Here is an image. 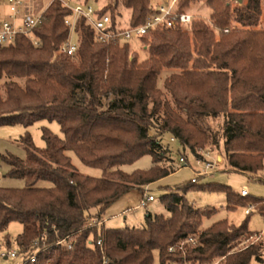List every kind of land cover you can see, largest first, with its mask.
Segmentation results:
<instances>
[{"label":"trees","instance_id":"obj_1","mask_svg":"<svg viewBox=\"0 0 264 264\" xmlns=\"http://www.w3.org/2000/svg\"><path fill=\"white\" fill-rule=\"evenodd\" d=\"M194 1L179 0L178 8L187 12ZM206 4L218 36L199 19L190 26L193 44L179 26L158 29L139 38L147 43L143 63L136 54L130 61L128 43H97L84 18L75 28L77 55L59 54L70 36L65 20L72 12L57 0L35 31L40 47L24 36L0 46V80H5L0 127L56 121L64 135L44 129L46 146L39 149L27 133L21 139L25 159L1 156L10 167L9 177L26 182L22 189L0 187V233L11 223L23 225L15 242L24 264H156L157 258L159 264H214L219 259L222 264L264 263V243L247 244L257 236L249 230V218L239 226L223 220L203 230L204 220L217 210L197 208L186 198L195 189L224 193L228 209L255 208L264 214V198L243 197L223 185L190 181L170 191L161 197L169 214L148 213L142 228H86L88 221L104 219L131 191L177 171L170 146L162 142L167 134L185 158L187 153L201 157L199 150L208 144L221 150L231 171L250 179L264 171L262 0H247L234 9L231 0ZM120 7L131 11L127 23L132 28L154 13L152 0H114L99 15L109 14L115 28ZM166 69L180 71L164 83L174 108L158 89ZM218 119L224 121L222 131L212 128ZM68 152L102 176L77 172ZM145 156L153 159L151 169L132 174L121 169ZM40 181L52 187H37ZM67 236L75 239L71 250L54 245ZM190 237L196 244L180 250ZM100 239L104 251L97 246ZM172 247L176 251L170 252ZM36 248L40 252L31 262Z\"/></svg>","mask_w":264,"mask_h":264},{"label":"rangeland","instance_id":"obj_2","mask_svg":"<svg viewBox=\"0 0 264 264\" xmlns=\"http://www.w3.org/2000/svg\"><path fill=\"white\" fill-rule=\"evenodd\" d=\"M114 0H74V4H82V5H90L96 11H100L103 8L107 7ZM171 1V0H169ZM232 7L233 9L236 7H241L246 4L247 0H243L242 4H239L233 0ZM47 3V2H46ZM153 5H157L159 3H164V0H152ZM47 5V4H46ZM45 6V5H44ZM120 18L119 22L127 24V20L130 18L131 11L127 10L123 7H120ZM262 17H261V28L264 29V0H262ZM42 11V10H41ZM40 12H36L34 14L39 15ZM188 13L195 16V19H199L202 22H205L212 30L215 31L216 35H219V31L216 30L210 21L211 11L206 4V0H195L191 3V6L187 10ZM236 26V25H235ZM184 33H186L191 39V44H193L192 39V31L191 29H182ZM74 39H77V36H74ZM129 55L130 61L135 56L138 59L139 63H143L148 58L147 52V43H141L139 38L133 39L130 43ZM121 47L124 44H120ZM173 73H180V71L175 70H164L159 76L158 80V89L163 93L162 100L164 102H168L173 108L175 105L173 104L172 97L169 91H167L164 87L165 79ZM5 80H0V86L3 85ZM211 122V121H210ZM223 120L218 119L217 121H212L211 125L215 131H222ZM48 129L54 135L63 138L64 135L61 132L60 125L58 122L43 120L35 123L34 125L26 128L23 125H15V126H3L0 127V187L2 188H10V189H22L26 186V182L24 179L11 178L9 177L10 167L3 163L1 160V156L3 155H14L20 159L26 158V149L25 145L22 143L21 139L27 133L30 134L32 141L35 147L39 149H43L46 146L45 140L43 139V130ZM162 142L164 145H169L171 154L170 157L174 161L175 164L179 163L181 153L179 152L180 148L178 143L171 142V136L165 135L162 138ZM206 152L211 153V158H215L216 156H221L224 158L223 153L216 149L212 145H206L202 149L199 150V154L202 158L205 156ZM73 160V164L77 170V172L90 176V177H101L102 171L98 169H94L88 166H85L80 162V160L76 157L73 152L67 153ZM189 157V162L194 166V160L192 155L187 153ZM224 161L223 166H218L215 173L201 178L199 183L201 185H223L228 186L233 189L236 193H241L243 190H246L250 196V198H264V171L262 174L258 175L257 179H250L248 175L240 172L231 171L230 168L225 164ZM153 165V159L151 156H145L141 158L139 161L125 165L121 167V169L128 173L132 174L136 171H146L151 169ZM194 177V171L192 168H181L176 174H172L171 176L157 182L154 186L150 188V195L154 196L156 199L155 203L147 204L146 207H141L140 202L143 197V193L138 191H133L129 195H127L122 201H118L116 204H120L119 202H124L123 210H118L117 212H108V219L110 216L118 215L121 213L120 217L113 219L110 223L107 224V229H122V228H142L146 225V216L148 213L158 214V215H168V211L166 210L165 205L161 202V197L166 195L169 191H175L178 187L184 186L190 183L191 179ZM37 187L40 188H50L52 184L50 182L40 181L37 184ZM144 187L142 191L146 188ZM170 187V188H169ZM168 188V189H167ZM187 200L192 203L197 208H215L217 213L211 217L210 219H206L203 222V228H209L214 223L227 220L230 225L239 226L244 223L249 218V229L251 232L255 233H264V214L259 212L257 209H251L252 214L250 217L245 215V211L248 208L245 207H237L236 209H228V203L226 199V195L224 193L211 192L205 190H190L186 194ZM117 206V205H116ZM122 211H125L123 213ZM23 232V225L17 222L11 223L8 229L0 233V264H22L23 258L19 255L15 259H1L2 253H7L9 250H18L16 245L17 237ZM260 239L254 237L247 243L260 245L264 243V235H261ZM8 237V238H6ZM10 240L11 246L8 245V241ZM224 259L217 260L214 264H222ZM156 264H159L158 258L156 259ZM251 264H258L256 260H253ZM264 264V263H263Z\"/></svg>","mask_w":264,"mask_h":264},{"label":"built area","instance_id":"obj_3","mask_svg":"<svg viewBox=\"0 0 264 264\" xmlns=\"http://www.w3.org/2000/svg\"><path fill=\"white\" fill-rule=\"evenodd\" d=\"M57 1L60 2L62 7L72 12V15L65 20V24L70 28V36L59 51V54H66L70 57L77 55L79 43L77 39H74V36H77L75 28L81 18H84L86 23L94 30L95 41L97 43L116 41L119 44L130 43L133 39L140 38L158 29L175 28L178 26L182 29H189L195 20L194 15L180 11L178 8L179 0H164L162 4L153 5L154 13L148 17L144 25L132 28L128 23L124 25V23L118 21L116 27L113 28L112 19L109 14L100 16L99 11H96L92 6L74 4V0ZM0 5L6 9L5 12L0 9V46L13 45L16 43L18 37L24 36L36 48L40 47L41 41L35 36V31L42 24L45 12L39 15L29 12L24 0H0ZM228 32L229 30L225 31V33ZM172 141L174 142L175 139L172 138ZM211 156L210 152H206L202 158H195V164L198 167L200 166L201 169L195 172L197 178L193 179V183H197L200 177L212 174L219 165L223 164L220 156H216L215 158H211ZM179 164L180 168L192 167L188 159L183 156L180 158ZM142 193L141 207H146L148 203L155 201L154 196L150 195L149 187H146ZM241 195L246 197L248 196V192L243 190ZM246 213L249 214L250 209ZM103 225V219L94 218L88 221L86 228H103ZM74 241V237L67 236L64 239L58 240L54 245L62 247L65 250H71L74 246ZM196 242L197 240L194 237H190L182 242L178 248L183 250L186 245H195ZM97 246L104 251L103 239L98 240ZM176 249L172 247L170 248V252H174ZM38 252H40V249L36 248L29 258L31 262H35ZM18 256V250H9L7 253L1 254V259H15ZM24 261L23 258L22 264H24Z\"/></svg>","mask_w":264,"mask_h":264},{"label":"crops","instance_id":"obj_4","mask_svg":"<svg viewBox=\"0 0 264 264\" xmlns=\"http://www.w3.org/2000/svg\"><path fill=\"white\" fill-rule=\"evenodd\" d=\"M25 1V3H26V6H27V9H28V11L29 12H31V13H36V12H40L41 10V13H43V12H45L47 9H48V7L55 1V0H24ZM47 2V3H46ZM47 4V5H46ZM45 5V6H44ZM0 9L2 10V11H6V9L4 8V7H2L1 5H0ZM171 142H173L172 141V138H171ZM173 143H176V141H174ZM183 155L181 154V157H182ZM180 157V158H181ZM184 157V156H183ZM221 157V156H220ZM187 159H188V161H189V157H186ZM192 158H193V160H194V166L192 165V169H193V171H194V177L191 179V181H193V179H195V178H197V176H196V171L197 170H200L201 169V167L199 166H197L196 164H195V156H193L192 155ZM222 158V157H221ZM222 160H223V164H221V166H223L224 165V158H222ZM179 162H180V160H179ZM226 162V161H225ZM225 164H227V163H225ZM176 166H177V171L174 173V174H176L178 171H180V164L178 163V164H175ZM220 166V165H219ZM217 169V168H216ZM216 171V170H215ZM215 171L212 173V174H214L215 173ZM263 173V172H262ZM261 173V174H262ZM212 174H209V175H206V176H203V177H200V178H198V181H197V184H199V185H201L200 183H199V180L201 179V178H204V177H207V176H210V175H212ZM246 175V174H245ZM260 175V174H259ZM171 176V175H170ZM258 178V175L257 176H254L253 178H251V179H257ZM259 179V178H258ZM163 180V179H162ZM160 182V181H159ZM155 184H157V183H154V184H151V185H149L150 186V188L152 187V186H154ZM211 184V183H210ZM206 185V184H205ZM170 188V187H169ZM168 189V188H167ZM133 191H138V192H140V193H142V189L141 190H139V189H135V190H133ZM133 191H131V192H133ZM130 192V193H131ZM170 192V191H169ZM168 192V193H169ZM129 193V194H130ZM167 193V194H168ZM129 194H127V195H129ZM241 194V193H240ZM127 195H125L123 198H121L119 201H122V199H124ZM248 196H249V194H248ZM155 201H156V199H155ZM155 201H153V202H150L149 204H152V203H155ZM118 203V202H117ZM120 204H114L113 206H111L109 209H108V211L106 212V215L104 216V219H103V221H104V225H103V228L104 229H107L108 227H107V224L108 223H110L113 219H115V218H117V217H120V215H121V213H119L118 215H111L110 216V219H108L109 217H108V212H117L118 210H123V209H121V208H124L123 206H125V204H124V202H119ZM254 209V208H253ZM167 210V209H166ZM123 213H125V211H122ZM150 214H152V213H150ZM251 214H252V210L250 209V213L249 214H247L246 213V211H245V215L246 216H248V215H250L251 216ZM202 229L204 230V229H207V228H203L202 227ZM250 230V229H249ZM255 233V232H254ZM258 235H259V237H260V239L262 238V236L261 235H264V233H257V238H258Z\"/></svg>","mask_w":264,"mask_h":264},{"label":"water","instance_id":"obj_5","mask_svg":"<svg viewBox=\"0 0 264 264\" xmlns=\"http://www.w3.org/2000/svg\"><path fill=\"white\" fill-rule=\"evenodd\" d=\"M233 1H235V2H237L239 4H242L243 3V0H233Z\"/></svg>","mask_w":264,"mask_h":264}]
</instances>
